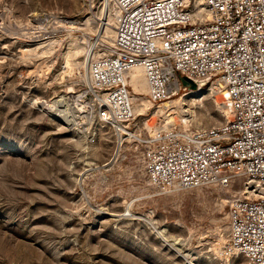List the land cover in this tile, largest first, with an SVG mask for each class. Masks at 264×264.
I'll return each instance as SVG.
<instances>
[{
  "label": "rangeland",
  "instance_id": "1",
  "mask_svg": "<svg viewBox=\"0 0 264 264\" xmlns=\"http://www.w3.org/2000/svg\"><path fill=\"white\" fill-rule=\"evenodd\" d=\"M102 1L0 0V264H185L167 245L174 240L199 255L197 264H239L211 251L227 238L224 191L156 193L130 141L106 165L118 143L107 124L84 115L81 63L93 51L110 53L100 37ZM74 39L85 53L68 60ZM42 41H55L49 55H40ZM185 87L171 99L194 89ZM185 108L188 127L169 129L214 127L225 118L218 92Z\"/></svg>",
  "mask_w": 264,
  "mask_h": 264
},
{
  "label": "built area",
  "instance_id": "2",
  "mask_svg": "<svg viewBox=\"0 0 264 264\" xmlns=\"http://www.w3.org/2000/svg\"><path fill=\"white\" fill-rule=\"evenodd\" d=\"M115 5L110 53L89 64L84 115L107 124L116 144L139 147L147 184L156 193L213 185L230 197L225 190L247 184L245 195L227 198L225 248L239 264H264V0ZM137 66L152 104L184 90L180 78L186 77L195 85L222 86L228 115L214 127L171 125L153 136L144 133L148 119L134 113L128 79Z\"/></svg>",
  "mask_w": 264,
  "mask_h": 264
},
{
  "label": "bare ground",
  "instance_id": "3",
  "mask_svg": "<svg viewBox=\"0 0 264 264\" xmlns=\"http://www.w3.org/2000/svg\"><path fill=\"white\" fill-rule=\"evenodd\" d=\"M202 4H203L202 1L198 2L197 10L202 11V9H203ZM99 14H100V17L98 19L101 20V23H100V26H101L100 27V33H101L100 37L102 38L101 40L109 43V45L112 46L113 37H114V30H115V25H116V15L118 14V9L116 8V5H115V0H103L101 2V7L99 8ZM85 21H87V20H85ZM90 23L91 22H88L87 24H90ZM54 42L55 41H49L48 43H46V42L42 41V43L39 44V45H41L40 46V48H41L40 55H45V56L49 55L53 51V48L55 47ZM67 48H68V50L65 52V55L64 54L63 55H64V57L66 56V58L68 60L71 57H74V56L78 55L79 53L84 52V50H85L83 48V46H81L80 43L75 39L68 43ZM105 55H109V53L107 51H102V52L93 51V52L88 54L89 57H87L88 58L87 61L83 60V62H81V63L84 66L86 65L85 69L87 70V69H89V64L91 61H93L94 59H97L99 57H103ZM85 76H86V79L89 83L88 70L86 71ZM128 79H129L131 89L133 91V97L132 98H133L134 113L137 116L145 115L147 112H150L153 109V112H151V117L146 121V128L150 131L153 128L154 132L152 134H154V135L159 134L163 130H169V125L171 123H175V122L182 123V124H184L185 127H188L187 126L188 123L192 120V119H190V118H192V114L187 113V111H189V109L185 108V106L187 105L188 101H193V100L199 98L201 95H203V93L209 94V93L215 92V90H217L216 92H218L219 99H221V102L223 103V107H224V108H222L223 115H228V110L226 107V100H225V97L227 95L226 91L224 88H222V86L217 85L214 82L210 83V84L208 83L205 86H202L203 82L200 81L197 83L196 88L186 90L173 99H171V97H170L164 101H161L160 104L155 106L154 104L151 103V101L148 98L149 87H148V84L146 81L144 71L140 66H137L133 70L130 71V73L128 75ZM70 92H73V91L71 89H69L68 93H70ZM58 102H59V100L54 101L53 104L51 105V108H49V110L55 111L56 108L59 106ZM158 115H161V116L163 115V121L159 124V126L157 125L158 124V118H156V119L154 118V116L157 117ZM149 120H151V121H149ZM119 141H118L117 147L114 150V153H113V156H112L110 162L107 163L106 165L116 161V159H118V157L120 155L122 148L126 147L125 142L120 143ZM245 187L248 188V185L245 184L244 186H241L240 189H238V190H233V189L225 190V191H228V194L230 196V197L227 196L226 198H229V200H230L231 197H242L243 195H245V191H246ZM171 189H174V188H166L163 190V192L169 191ZM222 191H224V190H222ZM229 200H227V202ZM223 201H226V200H223ZM123 215H124V213H123ZM120 216H122V215H120ZM132 216H133V214H132ZM164 229H161V230L159 229L160 231H158V233H160V235H164L166 232ZM226 242H227V238L220 236L217 239V241L214 244H212L213 246L211 248V251L217 256H224L226 259H228V262H229L231 260L230 259L231 257L232 258H237V257L226 250V248H225ZM167 245H168V247L171 248V250L176 251L179 254L178 256L181 257L185 261V264H197L196 260L197 259L199 260V255L195 254L194 251L187 252L188 248L184 249V247H183L184 244L181 243L180 241L174 240L172 243H167ZM184 251H186L187 253H185Z\"/></svg>",
  "mask_w": 264,
  "mask_h": 264
},
{
  "label": "water",
  "instance_id": "4",
  "mask_svg": "<svg viewBox=\"0 0 264 264\" xmlns=\"http://www.w3.org/2000/svg\"><path fill=\"white\" fill-rule=\"evenodd\" d=\"M180 80L184 86L190 85L192 88H195V86H196L194 82H192L190 79H188L186 77H181Z\"/></svg>",
  "mask_w": 264,
  "mask_h": 264
}]
</instances>
